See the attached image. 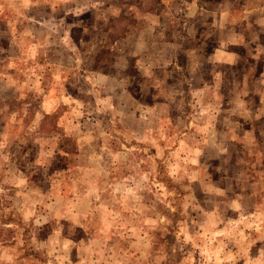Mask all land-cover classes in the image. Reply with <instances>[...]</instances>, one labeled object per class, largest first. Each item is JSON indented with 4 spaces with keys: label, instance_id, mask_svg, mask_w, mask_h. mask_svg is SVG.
Returning <instances> with one entry per match:
<instances>
[{
    "label": "rangeland",
    "instance_id": "374dc122",
    "mask_svg": "<svg viewBox=\"0 0 264 264\" xmlns=\"http://www.w3.org/2000/svg\"><path fill=\"white\" fill-rule=\"evenodd\" d=\"M127 1L0 0V264H264V159L196 144V97L97 48Z\"/></svg>",
    "mask_w": 264,
    "mask_h": 264
},
{
    "label": "crops",
    "instance_id": "0c3cea01",
    "mask_svg": "<svg viewBox=\"0 0 264 264\" xmlns=\"http://www.w3.org/2000/svg\"><path fill=\"white\" fill-rule=\"evenodd\" d=\"M105 1L92 0V8ZM96 10L109 12L108 8ZM125 14L132 21L121 24L120 41L100 40L97 48L109 56L119 51L125 66L121 72L128 71V64L139 72L148 83L141 88H147L146 95L155 103L166 95L196 97L185 112L188 130L184 134H196L200 146L234 145L241 154L219 151L242 163L251 160L260 169L257 161L264 159V0L127 1L121 9V16ZM105 62L102 56L93 60L97 66ZM99 69L92 67V80L104 76ZM120 78L129 80V74ZM178 81L183 84L181 92ZM128 86L121 88L119 101L112 97L113 107L127 103ZM168 102L172 103L171 98ZM172 106L176 107L169 105V109Z\"/></svg>",
    "mask_w": 264,
    "mask_h": 264
}]
</instances>
